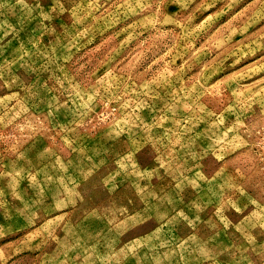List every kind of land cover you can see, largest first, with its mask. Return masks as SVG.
Listing matches in <instances>:
<instances>
[{
  "label": "rangeland",
  "instance_id": "obj_1",
  "mask_svg": "<svg viewBox=\"0 0 264 264\" xmlns=\"http://www.w3.org/2000/svg\"><path fill=\"white\" fill-rule=\"evenodd\" d=\"M0 264H264V0H0Z\"/></svg>",
  "mask_w": 264,
  "mask_h": 264
}]
</instances>
